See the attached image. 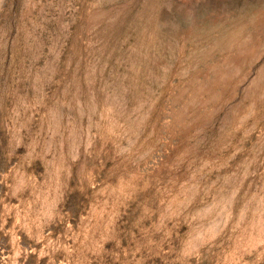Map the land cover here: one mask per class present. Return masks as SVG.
<instances>
[{
    "label": "rangeland",
    "instance_id": "374dc122",
    "mask_svg": "<svg viewBox=\"0 0 264 264\" xmlns=\"http://www.w3.org/2000/svg\"><path fill=\"white\" fill-rule=\"evenodd\" d=\"M0 264H264V0H0Z\"/></svg>",
    "mask_w": 264,
    "mask_h": 264
}]
</instances>
